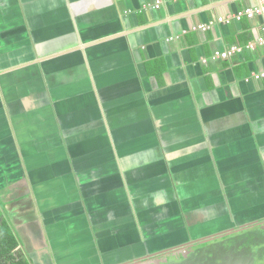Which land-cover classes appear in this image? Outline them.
Wrapping results in <instances>:
<instances>
[{
    "label": "crops",
    "instance_id": "obj_1",
    "mask_svg": "<svg viewBox=\"0 0 264 264\" xmlns=\"http://www.w3.org/2000/svg\"><path fill=\"white\" fill-rule=\"evenodd\" d=\"M258 4L0 0V209L30 264L182 263L263 228L264 22L218 23Z\"/></svg>",
    "mask_w": 264,
    "mask_h": 264
},
{
    "label": "rangeland",
    "instance_id": "obj_2",
    "mask_svg": "<svg viewBox=\"0 0 264 264\" xmlns=\"http://www.w3.org/2000/svg\"><path fill=\"white\" fill-rule=\"evenodd\" d=\"M232 241L233 244L230 242L223 244L224 246L213 244L199 251L196 248L194 249L196 254L188 255L189 260L179 264H264V231L262 228L250 233L249 236L237 235ZM234 248L236 250L232 251ZM169 264L177 263L171 261Z\"/></svg>",
    "mask_w": 264,
    "mask_h": 264
},
{
    "label": "trees",
    "instance_id": "obj_3",
    "mask_svg": "<svg viewBox=\"0 0 264 264\" xmlns=\"http://www.w3.org/2000/svg\"><path fill=\"white\" fill-rule=\"evenodd\" d=\"M3 216L4 212L0 209V264H30L25 259L23 252L19 250L20 241L18 236ZM261 228L254 229L251 232L259 231ZM249 234L245 235L249 236ZM234 250L236 249L234 248L232 251Z\"/></svg>",
    "mask_w": 264,
    "mask_h": 264
},
{
    "label": "built area",
    "instance_id": "obj_4",
    "mask_svg": "<svg viewBox=\"0 0 264 264\" xmlns=\"http://www.w3.org/2000/svg\"><path fill=\"white\" fill-rule=\"evenodd\" d=\"M173 1H177V0H173ZM178 1H182V0H178ZM159 7V4H158ZM262 19L264 22V0H259V4L257 7H249L247 8L244 12H240L238 13L236 16L232 17V18H219L218 19V23L219 24H230L232 21H237V22H241L245 19L252 21V20H256V19ZM210 27H205V26H201L199 27V29H195V30H204L205 32L208 31ZM257 46L263 47L264 48V36L262 38H260L256 44H250L248 46V50H254ZM243 51L242 48L234 46L232 47L230 50H227L225 52H219L216 53L213 57V60L218 61V60H230L233 56L240 54ZM264 75L262 76H256V79L259 80L261 78H263Z\"/></svg>",
    "mask_w": 264,
    "mask_h": 264
},
{
    "label": "flooded vegetation",
    "instance_id": "obj_5",
    "mask_svg": "<svg viewBox=\"0 0 264 264\" xmlns=\"http://www.w3.org/2000/svg\"><path fill=\"white\" fill-rule=\"evenodd\" d=\"M262 230L264 231L263 228H262ZM186 260H189V257H187ZM186 260H185V261H186ZM170 262H171V261H169L167 264H169ZM174 262L177 263V264L179 263V262L177 261V259H176V261H174Z\"/></svg>",
    "mask_w": 264,
    "mask_h": 264
}]
</instances>
